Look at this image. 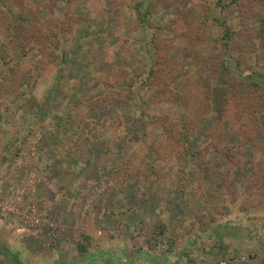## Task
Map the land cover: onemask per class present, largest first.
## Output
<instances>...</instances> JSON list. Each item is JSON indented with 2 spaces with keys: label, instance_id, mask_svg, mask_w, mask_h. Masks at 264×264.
<instances>
[{
  "label": "rangeland",
  "instance_id": "obj_1",
  "mask_svg": "<svg viewBox=\"0 0 264 264\" xmlns=\"http://www.w3.org/2000/svg\"><path fill=\"white\" fill-rule=\"evenodd\" d=\"M27 1L62 58L0 90V264H264V0Z\"/></svg>",
  "mask_w": 264,
  "mask_h": 264
},
{
  "label": "trees",
  "instance_id": "obj_2",
  "mask_svg": "<svg viewBox=\"0 0 264 264\" xmlns=\"http://www.w3.org/2000/svg\"><path fill=\"white\" fill-rule=\"evenodd\" d=\"M261 0H230L231 5H237L241 9L244 18L255 10V4ZM263 1V0H262ZM57 0H46V7L53 9ZM192 2V0H184ZM39 9L27 0H9L5 6L0 7V26L7 24L10 30L8 43L3 44L0 70V90L6 92L19 91V87L33 82L40 73L30 66H24L21 59L14 61V54L24 58L29 54H45L46 63L42 69L57 68L62 55L58 52L60 37L59 23L56 20L42 21ZM187 17V16H186ZM189 18V17H187ZM264 21V20H263ZM226 24L223 21V25ZM224 37L227 45L230 44L231 27L225 25ZM35 50L34 53H31ZM151 75H156L154 69ZM201 74V73H200ZM35 78V79H34ZM22 90L18 94L23 95Z\"/></svg>",
  "mask_w": 264,
  "mask_h": 264
},
{
  "label": "flooded vegetation",
  "instance_id": "obj_3",
  "mask_svg": "<svg viewBox=\"0 0 264 264\" xmlns=\"http://www.w3.org/2000/svg\"><path fill=\"white\" fill-rule=\"evenodd\" d=\"M8 251H9V249H7ZM11 253V252H10ZM15 259H16V257H15Z\"/></svg>",
  "mask_w": 264,
  "mask_h": 264
}]
</instances>
